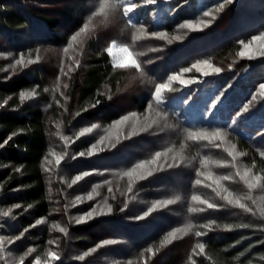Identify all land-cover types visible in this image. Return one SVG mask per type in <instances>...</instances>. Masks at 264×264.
I'll list each match as a JSON object with an SVG mask.
<instances>
[{
    "label": "trees",
    "instance_id": "obj_1",
    "mask_svg": "<svg viewBox=\"0 0 264 264\" xmlns=\"http://www.w3.org/2000/svg\"><path fill=\"white\" fill-rule=\"evenodd\" d=\"M201 1L163 0L156 5H143L129 14L137 27L144 25L146 32L166 31L172 40L170 44L153 37L140 39V43L133 41L131 33L136 29L127 26L116 12L110 15L109 23L80 37L65 54L63 48L82 26L88 9L96 0H0V105H3L0 107V144L13 132L17 133L7 145L0 147V208L7 210L14 204L21 205L13 209L14 218H0V221L4 233L18 235L28 228L21 244L11 246L10 251L23 252V246L33 247L36 256L46 259L51 235L48 227L45 224L28 226L41 217L45 220L53 217L56 200L51 185L59 190L57 196L64 207L74 201V194L83 197L93 190V185H98L92 192L100 193L97 197L101 200L108 196L107 203L112 205L113 212L98 215L84 224L69 222L68 235L58 234L63 256L54 264H128L129 260L131 264H189L188 257L193 255L191 250L197 243L205 244L206 255L193 256L196 264H264V232L256 228L229 231L222 227L226 223L259 225L264 222L261 218L231 207L200 214L187 212L189 205L205 207L191 200L193 194L212 203L225 204L219 196L212 195L215 190L208 197L204 190L207 185L195 184L197 174L193 166L205 173L199 176L204 183H212L207 173L223 176L235 172L233 167L220 165V161L231 160L223 148L204 147L203 143L186 139L189 129L224 128L225 146L235 145L238 154L236 165L264 175V156L260 155L264 152V97L259 94V85L264 83V57L235 59L231 67L225 66L230 58L239 54L240 41L246 42L264 31V0H233L223 11L215 10V5L222 0H208L200 5ZM129 2L140 4V0ZM209 9L213 10L215 18H211L212 23L204 29L194 31L179 27L186 20L204 18V12ZM93 23L98 24L99 18H94ZM176 36L182 38L177 40ZM114 38L132 46L145 73L143 77L135 69L114 66L111 53L107 51ZM21 53L26 61L34 60L37 54L41 60L10 67ZM72 57L81 60L79 67H75ZM62 58L67 75L59 71ZM207 59L217 60L216 66L223 71L205 76L193 67L197 61ZM69 65L74 70L70 71ZM184 68L190 71L181 72ZM177 72L183 79H196L185 85L172 81V91L164 93L165 105L157 109L153 103L152 111L148 112L147 104L152 101L154 85L165 82L169 75ZM57 76L58 90L55 87ZM33 90L38 93L36 97L20 99L21 91L31 93ZM220 92L224 95L213 114L203 116L206 104ZM97 99L101 103L92 107ZM184 100L187 103H183ZM245 104L249 105L248 111L237 117L236 112ZM156 111L169 112L166 124L171 127L165 126L161 132L153 126L148 132L128 136L132 122L139 127L146 116L155 118ZM125 115H129V121L113 132V121ZM91 124H96L97 128L76 138L75 133ZM106 133L113 137L119 135L120 142L115 148L105 145L104 150L95 155L66 158L59 169L49 155L50 149L57 153L67 151L71 155L86 152ZM61 136H68L70 143L64 145ZM164 148L182 152L184 164L179 168L155 171L152 176L136 181L133 193H127L128 178L118 177L116 173L126 171L140 160L150 159ZM46 155L52 161L51 175L43 171ZM205 158L207 164L201 165ZM92 169L99 170L102 175L93 172L68 187L73 176ZM104 169L109 171L104 172ZM103 180L111 181V193ZM236 181L223 184L238 194L251 192L258 203H264V192L247 189L239 177ZM176 194L182 199L175 205L158 209L143 219H134L156 199ZM124 200H128V208L121 212ZM86 207L89 208L84 205ZM209 219H215L221 226L204 229L202 225ZM188 220L197 225L192 232L171 244H161L172 227H179ZM195 231L207 232V235L196 237ZM103 239H115L118 243L102 246L83 261L73 257L72 245L85 252ZM148 248H152L154 254L149 253ZM208 256L212 257L211 261Z\"/></svg>",
    "mask_w": 264,
    "mask_h": 264
},
{
    "label": "snow or ice",
    "instance_id": "obj_2",
    "mask_svg": "<svg viewBox=\"0 0 264 264\" xmlns=\"http://www.w3.org/2000/svg\"><path fill=\"white\" fill-rule=\"evenodd\" d=\"M233 2V0H222V2L215 5L216 11H223L226 5H229ZM158 3V0H140V4L129 2V0H96V2L92 5L91 8L88 9V15L86 20L82 22V26L78 28L77 31H75L70 38V41L68 42L67 46L63 48V52L66 54L69 50V48L72 47L73 43L79 42V38L83 35L88 34L90 31L98 30L101 26L105 25L106 23H109V17L110 15H114L116 12L120 13V16L125 20V23L127 26L131 28H135L136 32L133 34L132 39L133 41L138 40L142 37H153L160 40L167 41L169 44L172 43V40L169 39V35L166 31H152V32H145L144 31V25L141 24L139 27L133 22V19L129 15L130 13H133V11L143 5H156ZM204 15L207 17H211L214 19V12L212 9H209L208 11L204 12ZM94 18H99V23H93ZM212 19H208L203 22H196L193 20H186L182 25L179 27L188 28L190 30H201L203 27H207L212 23ZM182 37L176 36L175 39L179 40ZM254 41H260L259 44V50L253 51L252 50V43ZM240 43L243 45V48L239 52V55L241 57H264V31H261L259 35H253L251 39L245 43L244 41H240ZM117 40L114 38L110 41V46L107 48V51L109 53L113 52V49L116 48ZM119 51L123 54L122 57L119 60H116L114 63V66L121 69H135L141 77L145 75L141 62L137 60L134 53L131 51V49L128 47L127 44H123L119 47ZM39 52V49H37V53ZM2 55V54H0ZM74 61L75 67H79L81 64V60L76 59L75 57L71 58ZM41 60V57L39 54L36 55L35 59H29L25 60L24 54L21 53L18 58H16L12 65L10 67H15L17 65L25 66L26 64H33L36 62H39ZM193 67H196L199 69L200 72L203 73V75L208 76L209 73H220L223 71L220 67L215 66L212 64L209 60H201L197 61L196 64L193 65ZM231 67V65L229 66ZM69 69L74 70L72 68V65H69ZM60 73L67 75V73H64V61L63 58L60 61ZM190 71L189 68H184L181 70V72H188ZM194 79L185 80L182 78L181 74L179 72L172 73L168 76L167 80L162 83H157L154 85V90L151 92L152 101L147 104V111L151 112L153 109V103L156 105L157 109L161 108L165 105V96L164 93L166 91H172L171 82L172 81H179L181 85L185 84H191L194 82ZM56 89L58 90L59 85V76H57V83L55 85ZM67 87V85H65ZM47 91V89H45ZM259 94L261 97H264V83H261L259 85ZM38 93L33 90L31 93H26L24 91H21L19 93L20 99L24 100L26 97H36ZM63 95V93H61ZM224 95L223 92H220L219 95H216L215 98L211 99L210 104H206L205 110L203 112V116L207 117L211 114H213V109L216 107L217 103L221 100V97ZM111 97H109L110 99ZM256 97L253 96V99ZM67 99V98H65ZM7 103V101H5ZM58 103V102H57ZM101 101L99 99L96 100L95 104L91 105L92 107H96V105L100 104ZM183 103H187V100H184ZM0 107H3V105H0ZM248 104H245L243 108L240 109V111L236 112V116L239 117L243 112L248 111ZM86 111L87 109H83ZM79 115V113H76ZM129 115L135 116V113H130ZM129 115L121 116L119 120L113 121L114 127H119L122 124H125L129 121ZM169 117L168 111H156L155 112V118H152L150 116L145 117V122L143 125L139 126L136 122H132L130 124V130L128 132V136H134L139 133L148 132L150 129L155 126L157 129H159L161 132L164 131L165 126L171 127L166 124L167 119ZM211 123V121H209ZM235 121H232V124H234ZM231 127V124L228 125ZM59 127V125H57ZM96 124H91L90 127H84L80 129L79 132L75 133L76 138H79L81 136H85L88 133H91L93 129H96ZM17 133L13 132L10 136H8L6 139L3 140V143L0 144V147H3L4 145H7L10 140L14 136H16ZM58 136L61 134L58 132ZM61 139L64 143V145H68L70 143L68 136H61ZM113 139L115 142H113ZM186 139L191 140L193 142L203 143L204 147H208L211 145L212 147L216 149H224L229 156H231V160H223L220 161V165L222 167H233L235 168L236 176L239 177V179L243 182V184L247 187L249 190H257L264 192V175H261L259 173H253L252 169L245 167L243 170L239 166L236 165L235 161L237 158V152L235 151V145H232L231 147L225 146V140H226V132L224 128L221 127H215L211 131H192L187 130L186 133ZM120 142L119 135H113L111 134H105L99 136L98 139H96L89 148L85 151H81L76 153L75 155H71L69 152L64 151L62 153H57L56 151L50 149L49 155L54 158V163L57 169H59L62 162L65 161V159H75L76 156L83 157L85 155L92 156L95 155L101 151L104 150V146L107 145L108 148H115L116 145ZM207 142V143H204ZM171 153V154H170ZM242 155V154H241ZM261 156H264V152L260 153ZM43 162V171L45 173H48L49 175L52 174L53 168L51 166L52 161L49 160L48 155H46ZM185 157L183 156L182 152H176L173 148H164L163 151H156L150 159L148 160H140L138 163L133 164L131 167L127 168L126 171L118 172L116 175L118 177H127L128 178V184H127V193H133V186L136 181L138 180H144L149 176H152L155 171H161L164 168L173 169V168H179L181 165L184 164ZM207 164V158L201 160V165ZM108 169H104V172H108ZM93 172L97 173L98 175H102L101 172L97 169H92L91 171H84L76 174L72 177L71 183L68 184V187H71L72 185L77 184V182L81 181L84 177L91 175ZM193 172L197 174V178L195 179L196 185H201L204 183L202 179L199 178V176L205 175L203 172H198L195 167L193 166ZM208 179L212 181V183L208 184V188H213L215 186L214 190L216 192V195L220 197L221 200L225 201L224 205H220L217 203H212L208 199L202 198L200 195L193 194L191 196V200L194 202H198L201 205H204L205 207H194L189 205L187 207V212L191 214H200L205 213L208 210H219L222 207H231L236 208L242 211V213L245 214H251L253 217H259L262 221H264V203H258L253 196L251 195V192L248 194H238L236 192L231 191L228 187L224 186L222 181H228L233 180L234 177L232 175H223V176H214L212 173H207ZM67 183V181H65ZM102 183L107 186V190L109 193L113 191L111 181L110 180H103ZM98 187V185H93V190ZM100 193H96V196H99ZM122 196L126 195V193H121ZM134 197H129V199H132ZM87 199L93 200V192L87 193ZM114 199V197H113ZM182 197L179 194L162 198V199H156L154 202L151 203V205L147 208L146 211L142 213V215L135 216L134 219L140 220L144 217L149 216L152 212L158 210V209H165L170 205H175L178 201H181ZM76 203H82V199L80 196L75 197ZM21 207L20 204H14L11 207H9L7 210L0 209V218H14L13 216V209H19ZM29 208L32 207V205H28ZM67 207V205H66ZM126 208H128V200L123 201V206L120 208V211L123 212ZM99 209V210H98ZM113 212L112 205L107 203V199L105 198V202L103 205L97 204L96 206H93L90 208L87 212H83L78 219L75 220V223H86L89 220L94 219L98 215H108ZM7 223V221H5ZM45 223V218L41 217L40 219H37L35 221L34 225H29L28 227H34L35 225H40ZM220 227L221 225L217 224V221L215 219H209L206 223L202 225L204 229L207 230H213V227ZM51 227H54L58 229L60 233H63L65 236L68 235V229L65 227H62L59 223L53 222ZM197 225L193 224L191 220L186 221L179 227H172L165 235L164 239L161 241V244H171L173 241L177 240L180 237H183L184 235L189 234L192 232L194 228H196ZM222 227L225 230H234V229H245V228H256L258 231L264 232V222H261L259 225L252 224V223H237V224H231L226 223L223 224ZM0 229H3V224H0ZM28 231V228L23 229L19 232L18 235H4L0 234V261L3 262V264H25L26 259L31 256L32 253L36 251L33 247H28L23 252L19 253L18 255L13 254L12 251H10L9 246H14L16 241H20L24 236L25 233ZM194 235L196 237H204L207 235V232L202 231H195ZM50 243H54V241H50ZM118 241L115 239H103L100 240L98 243L94 245V247H90L87 249V251L83 252L78 259L80 261H83L85 257L89 256L90 254L94 253L97 249L101 248L102 246H109V245H115ZM236 243H239L237 241ZM251 247V246H250ZM147 251L149 253L154 254V250L152 248H148ZM192 254L188 257L189 264H196L195 259H193V256H204L205 253V244L204 243H197L195 247L192 248ZM243 254V253H242ZM46 259L42 260L39 255L35 257L34 260H31L29 264H54L55 261L61 260V255L53 250H46L45 252ZM207 259L209 261L212 260L211 256H208ZM128 264H131V261H128ZM214 264V262H213Z\"/></svg>",
    "mask_w": 264,
    "mask_h": 264
},
{
    "label": "rangeland",
    "instance_id": "obj_3",
    "mask_svg": "<svg viewBox=\"0 0 264 264\" xmlns=\"http://www.w3.org/2000/svg\"><path fill=\"white\" fill-rule=\"evenodd\" d=\"M161 1H163V0H158V3L159 2H161ZM165 1V0H164ZM206 1H208V0H202L201 1V3H200V5H202V4H204V2H206ZM205 16V15H204ZM208 19H211V17H207V16H205L204 18H200L198 21H196V22H203V21H206V20H208ZM205 27H203V29H204ZM144 31L146 32V29H144ZM131 36H133V34L131 33ZM145 37H142V38H140V39H144ZM140 39H138V40H135V42H137V43H140ZM249 40H247L245 43H247ZM124 43L123 42H121V41H118L117 42V45H116V48H114L113 49V52L111 53V56H112V59H113V61L115 62L116 60H119L121 57H122V53L119 51V47L121 46V45H123ZM259 44H260V41H254L253 43H252V50L253 51H258L259 50ZM135 45V44H134ZM129 47V46H128ZM130 49H131V51H132V46H130L129 47ZM138 48H141V47H139L138 46ZM243 48V45H241V49ZM241 49H240V51H241ZM136 57V56H135ZM243 58H247V59H249L250 57H241L239 54H237V55H235V56H233L232 58H230L229 60H228V62H226L225 63V66H227V67H229L230 65L232 66V60L234 61L235 59L236 60H240V59H243ZM258 58H262V57H259V56H256V57H253V58H251V59H258ZM207 60H209L212 64H214L215 66H216V64H215V62L217 61V60H215V61H213V60H210V59H207ZM218 67V66H217ZM197 70H199L198 68H197ZM185 80H189V78H187V79H185ZM132 90H130V92H131ZM129 91L127 92V93H130ZM124 101V100H123ZM129 104H130V102H129V100L127 101ZM124 127V125L122 124V125H120L119 127H112V130H113V132H117L118 130H120L121 128H123ZM111 133H112V131H111ZM240 168H241V170H243L244 169V167L243 166H240ZM235 172H234V175H232L233 177H234V179L233 180H228V181H222V183H225V184H227L226 182H229L230 184H235V182H238V181H236V179H238V177L236 178V176H235ZM49 183L51 184L52 183V180H51V178L49 179ZM205 184L206 185H208V184H210V183H203V186H205ZM205 189V191H207L206 192V194H207V196L208 197H211L212 195L213 196H217L216 195V193L214 192V186H213V188H208V187H204ZM50 189H51V193L55 196V200H56V203H55V205H56V207L54 208V215H53V217H51L50 219H47V220H45V223H43V224H45L47 227H48V229H49V231H50V233H51V235H50V240H49V244H48V250L50 249V250H53V251H56L57 253H59L60 255H61V258H62V256H63V254L61 253V247H60V236L58 235L60 232L58 231V229H56V228H54V227H51V225L53 224V222H55V223H59L62 227H65V228H67L68 229V223L70 222L72 225H76L77 223H75V220L76 219H78L79 218V216L83 213V212H87L90 208H92L93 206H96L97 204H99V205H103L104 204V202H105V200L103 199V200H101L99 197H97L96 196V193H94L93 192V196H94V199L93 200H88L87 199V193L85 194V195H83V197L82 196H80L81 197V199H82V203H76L75 202V199H74V201L73 202H71L70 203V205L68 204L67 205V207L65 206H63V204L61 205L60 204V197H58L57 195H58V193H59V190L56 188V187H54V186H50ZM93 191V190H92ZM91 191V192H92ZM214 192L213 194L211 193V192ZM212 194V195H211ZM57 196V197H56ZM73 196H78V195H76V194H74ZM107 198H109L108 196H107ZM106 198V199H107ZM84 205H87V206H89V208L88 207H86V209L84 208ZM88 208V209H87ZM1 209V208H0ZM99 210V209H98ZM0 224H3V223H1V221H0ZM80 224H84V223H80ZM0 234H4V235H14L13 233H11V232H6V233H4V231H3V229H0ZM24 239V237L20 240V241H16L15 242V244L14 245H20L21 244V242H22V240ZM50 241H54V243H50ZM9 248H11V246H9ZM28 247H26V246H23V249H27ZM72 249H71V252L73 253L72 255H73V257L77 260L78 259V257L83 253V251L81 250V249H76V246L75 245H72V247H71ZM75 252H77V253H75ZM19 253H21V251L20 250H18V251H16V253H13V254H15V255H18ZM35 257H36V253L34 252V253H32L31 254V256H29L26 260H28L29 262L31 261V260H34L35 259ZM58 261H55V263H57ZM0 264H3V262L2 261H0Z\"/></svg>",
    "mask_w": 264,
    "mask_h": 264
}]
</instances>
